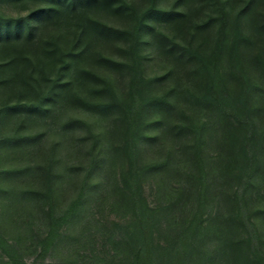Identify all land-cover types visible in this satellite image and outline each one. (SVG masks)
Instances as JSON below:
<instances>
[{"label":"trees","instance_id":"1","mask_svg":"<svg viewBox=\"0 0 264 264\" xmlns=\"http://www.w3.org/2000/svg\"><path fill=\"white\" fill-rule=\"evenodd\" d=\"M0 264H264V0H0Z\"/></svg>","mask_w":264,"mask_h":264}]
</instances>
